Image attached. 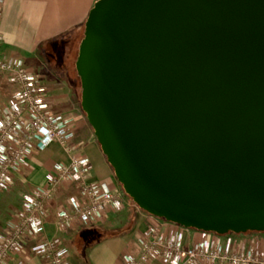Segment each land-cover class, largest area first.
<instances>
[{
    "label": "water",
    "instance_id": "95a60500",
    "mask_svg": "<svg viewBox=\"0 0 264 264\" xmlns=\"http://www.w3.org/2000/svg\"><path fill=\"white\" fill-rule=\"evenodd\" d=\"M76 67L82 110L141 209L264 230V0H96Z\"/></svg>",
    "mask_w": 264,
    "mask_h": 264
},
{
    "label": "built area",
    "instance_id": "2783aa9c",
    "mask_svg": "<svg viewBox=\"0 0 264 264\" xmlns=\"http://www.w3.org/2000/svg\"><path fill=\"white\" fill-rule=\"evenodd\" d=\"M4 0H0V42ZM2 79L12 88L9 99L0 105V193L16 184L17 173L35 152L50 144H61L70 154V162L57 163L47 174L46 183L33 188L21 198L22 207L0 231V264H21L26 238L46 232L49 202L63 182L77 180L83 200L71 198L69 205L58 212L63 230L83 224H101L111 211L121 210L129 197L120 182L110 184L93 179V164L88 154L74 142L75 116L56 112L52 106L49 85L44 75L27 66L20 58L0 57ZM150 214V213H149ZM152 221L138 237V251L125 252L117 264H264V246L260 250L223 245L214 240L216 232L192 244L185 243L186 227L150 214ZM195 229V228H192ZM197 230V229H196ZM31 250L46 256L50 264H72L70 250L60 239L47 238Z\"/></svg>",
    "mask_w": 264,
    "mask_h": 264
},
{
    "label": "crops",
    "instance_id": "0c3cea01",
    "mask_svg": "<svg viewBox=\"0 0 264 264\" xmlns=\"http://www.w3.org/2000/svg\"><path fill=\"white\" fill-rule=\"evenodd\" d=\"M96 0H4L0 42V57L20 58L34 70L39 66L43 70L44 80L49 85L53 109L64 115L75 116L76 137L74 142L80 150L88 154L93 164V179L110 184L118 182L114 170L107 160L91 127L81 104L73 95L69 85L54 73L46 72L44 43L86 22L90 9ZM47 74V77L45 73ZM11 87V86H10ZM12 89V88H11ZM3 85L0 86V95ZM91 131V133H90ZM70 154L65 148L54 142L35 152L23 163L17 173L16 184L10 190L0 193V231L4 230L12 216L22 207L21 198L37 186L46 183L47 174L57 163L70 162ZM71 198L83 200L77 180L63 182L50 200L49 214L46 217V232L30 235L25 241L24 253L20 256L21 264H50L49 259L31 250V247L47 238L60 239L70 250L72 264H117L125 252L138 251L139 234L147 229L152 218L150 214L130 199L118 211H111L108 219L101 224H83L63 230L58 222V212L67 207ZM136 216L128 231L117 236L102 237V230L125 229L130 225V216ZM124 217L121 222L120 218ZM223 245L231 242L247 248L260 250L264 246V230L244 233L229 232L212 235ZM205 237V232L192 228L185 230V243L192 244ZM150 264H161L154 261Z\"/></svg>",
    "mask_w": 264,
    "mask_h": 264
},
{
    "label": "trees",
    "instance_id": "16d2710c",
    "mask_svg": "<svg viewBox=\"0 0 264 264\" xmlns=\"http://www.w3.org/2000/svg\"><path fill=\"white\" fill-rule=\"evenodd\" d=\"M85 23L45 42V54L42 56L45 61L46 72L54 73L58 78L65 81L80 104L81 79L77 71L76 60L81 40L84 37ZM129 199L136 204L130 197ZM135 218V215L130 216V225L125 229L112 230L102 226H98V229L102 230L103 238L109 235L117 236L128 231L134 223Z\"/></svg>",
    "mask_w": 264,
    "mask_h": 264
},
{
    "label": "rangeland",
    "instance_id": "374dc122",
    "mask_svg": "<svg viewBox=\"0 0 264 264\" xmlns=\"http://www.w3.org/2000/svg\"><path fill=\"white\" fill-rule=\"evenodd\" d=\"M39 66H36V68H34V71L35 72H37V73H43V70H41L40 68H38ZM45 73V72H44ZM45 75H46V77H47V74L45 73ZM2 82H3V91H2V93H1V95H0V105L3 103V102H5V101H7L8 99H9V97H10V95H11V93H12V89H11V87H10V85H8V83H6L5 82V80L4 79H2ZM85 113V112H84ZM85 116H86V114H85ZM86 120H87V117H86ZM93 130V129H92ZM92 132H94V131H92ZM90 133H91V131H90ZM119 182V181H118ZM121 220V222H123L124 221V217L123 218H120Z\"/></svg>",
    "mask_w": 264,
    "mask_h": 264
}]
</instances>
